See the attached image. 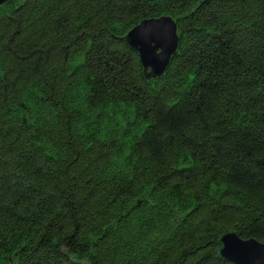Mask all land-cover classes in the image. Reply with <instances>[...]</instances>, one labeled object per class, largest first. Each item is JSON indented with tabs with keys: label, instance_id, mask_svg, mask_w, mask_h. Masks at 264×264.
Listing matches in <instances>:
<instances>
[{
	"label": "trees",
	"instance_id": "16d2710c",
	"mask_svg": "<svg viewBox=\"0 0 264 264\" xmlns=\"http://www.w3.org/2000/svg\"><path fill=\"white\" fill-rule=\"evenodd\" d=\"M170 17L164 75L127 34ZM264 244V0L0 6V264H231Z\"/></svg>",
	"mask_w": 264,
	"mask_h": 264
},
{
	"label": "water",
	"instance_id": "95a60500",
	"mask_svg": "<svg viewBox=\"0 0 264 264\" xmlns=\"http://www.w3.org/2000/svg\"><path fill=\"white\" fill-rule=\"evenodd\" d=\"M6 1L0 0V5ZM178 39L176 23L170 17L143 21L126 36L127 44L152 78L164 74L176 54ZM218 255L231 264H264V244L228 232L219 240Z\"/></svg>",
	"mask_w": 264,
	"mask_h": 264
}]
</instances>
